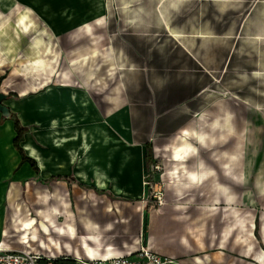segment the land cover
<instances>
[{
  "label": "crops",
  "instance_id": "crops-1",
  "mask_svg": "<svg viewBox=\"0 0 264 264\" xmlns=\"http://www.w3.org/2000/svg\"><path fill=\"white\" fill-rule=\"evenodd\" d=\"M16 6L17 0H0V13H11ZM232 7H239L238 14L247 16L240 25L241 34L254 14L263 13L264 0H126V6L113 8L114 13L121 9L139 19L132 26L128 23L126 39L131 52L125 57L126 68L110 78L114 79L112 95L107 98L111 110L107 114L109 127L104 126L88 97L87 88L92 85L72 82L69 72L58 73V86H43L42 92L30 100V121L20 120L13 100L4 102L30 133L45 127L50 148L60 150L62 155L56 156L53 151L39 153L45 166L37 165L35 172L13 148L14 123L0 114L1 248L16 249L9 244L14 233L19 247L16 250L59 258L64 264L121 257L140 249H148L175 264H211L208 257L198 255L201 246L197 235L198 225L207 226L209 218L199 215L194 204L230 206L240 201L223 180L241 186L249 175L243 151L245 123L240 121L243 127L237 132L236 117L227 107L218 109L220 119L210 121L208 115H200L187 105L204 90L203 85L197 87L189 73L200 72L213 80L214 74L230 61L231 47L216 51L211 40L220 34L226 37L225 31L218 33L213 23H200L195 16L225 15L231 13ZM107 9L102 0L101 14ZM171 14L184 18L170 24L164 16ZM150 16L156 23H150ZM158 16L162 17L160 24ZM167 41L172 45L169 50L152 46ZM150 47L153 48L149 50ZM44 59L50 62V55ZM195 117L198 118L193 124ZM145 144L151 145L153 159L167 163L164 177L170 179V199L158 210L148 211L145 219L142 213L139 215L140 206L130 205V213L137 214L133 227L127 217L119 220V203L104 199L103 194L108 192L116 199L127 200V188L119 183L127 175L129 165L144 171ZM124 153L129 158L120 172ZM55 157L62 158L61 166L54 165ZM110 158L113 160L109 167ZM64 163H69L67 169L63 168ZM57 168L69 175L72 182L49 183L47 189L52 191V198L35 196L28 204L21 200L13 220L8 219L5 192L9 182L31 188L30 181L52 178L57 175L53 174ZM255 184L257 196L263 197L264 177L256 178ZM28 206L30 215L22 211ZM202 244L203 251H207V236ZM206 255L204 252L203 256Z\"/></svg>",
  "mask_w": 264,
  "mask_h": 264
},
{
  "label": "rangeland",
  "instance_id": "rangeland-1",
  "mask_svg": "<svg viewBox=\"0 0 264 264\" xmlns=\"http://www.w3.org/2000/svg\"><path fill=\"white\" fill-rule=\"evenodd\" d=\"M105 5L108 9L106 13L101 14L102 0H17V6L11 13H0V90L4 87L6 100L15 102L20 120L30 121V115L27 113L31 106L30 100L47 85L58 86V73L69 72L72 82L78 84L82 81L86 82L85 85H92L87 88L88 97L101 116L104 126L109 127L110 118L107 114L111 110H108L107 98L112 95L110 89L114 79L110 78L126 68L125 57L131 52L126 39L128 23L132 26V22L137 21L139 16L128 15L121 9H118V13L113 12V8L126 6V0H104V7ZM239 10V7H232L231 13L225 15L195 16L200 23H213L218 33L225 31L226 37L220 34L211 40L216 51L223 50V46L225 50L231 47V58L220 72L214 74L213 80L200 72L189 73L197 87L203 85L204 90L193 96L187 105L197 109L200 115H208L210 121L220 119L218 109L227 107L236 117L237 132L243 127H240V121L243 120V151L246 171H249L244 185L241 186L231 185L228 180L221 179L232 187L240 203L230 206L220 203L214 206L194 204L199 208V215L206 214L209 218L207 226L203 223L198 225L197 235L201 246L198 255L204 259L208 257L207 260L211 264H256L255 261L264 264V196H257L254 189L256 178L264 177V11L254 14L240 34V25L244 24L247 16L244 13L238 14ZM164 17H167L170 24L184 18L175 14ZM149 20L150 23H156L151 16ZM158 20L160 24L162 17L158 16ZM152 46L169 50L172 45L167 41L163 45L154 43ZM151 48L153 47L149 50ZM45 55H50V62L46 63ZM40 58L43 61H36ZM38 62L41 66H37L38 70H32L31 67ZM95 77L98 78L94 79ZM5 85L9 88H5ZM24 91L25 95L22 96ZM86 100L89 103L87 97ZM97 112L94 111L96 115ZM197 118L191 120L193 124ZM27 132L20 145L26 150L25 154L37 160L36 165L40 166L39 168L45 162L40 154L46 155L47 152L53 151L52 154L56 156L62 155L60 150L50 148L45 127L36 133L31 131L33 134L28 128ZM231 146L232 144L225 149ZM128 158L127 153L122 155L120 172ZM61 159L55 157L54 165L61 166ZM108 160L110 167L113 159ZM154 160L155 167H149L150 174L153 173V179L150 181L142 167H137L136 172V169L129 165L127 175L121 178L119 183L127 188V200L116 199L108 192L103 194L104 199L119 203V220L123 221L127 217L133 227L137 214L130 213V205L140 206L139 215L142 213L145 219L148 211L160 208L156 204L155 195L163 194L164 204L170 199V179L164 177L167 163L164 164L162 159ZM103 161L104 159L100 160L101 165ZM69 163H64L63 168L67 169ZM42 169L45 170L44 167ZM55 171L53 174L57 175L52 178L30 181L33 185L31 188L23 184L26 181H22L21 187L9 182L11 185L5 192L7 218L13 220L12 216L17 211L16 205H20L21 200L28 204L32 197L36 198L35 196L41 198L48 195L52 198V191L50 190L49 194L47 189L49 183L72 182L71 177L64 175L59 168ZM139 194L140 198H135ZM29 210L28 206L23 207L22 211L30 215ZM11 225H14L13 222ZM131 231H134V228H131ZM12 234L9 244L18 249L14 233ZM204 236H207V251L202 249ZM204 252L207 253L206 256H203Z\"/></svg>",
  "mask_w": 264,
  "mask_h": 264
},
{
  "label": "built area",
  "instance_id": "built-area-1",
  "mask_svg": "<svg viewBox=\"0 0 264 264\" xmlns=\"http://www.w3.org/2000/svg\"><path fill=\"white\" fill-rule=\"evenodd\" d=\"M156 188V185L154 186ZM160 190V189H159ZM158 207L162 206L163 194L154 196ZM59 258L31 253L24 250H8L0 247V264H61ZM82 264H175L172 260L160 258L147 249L126 256L83 262Z\"/></svg>",
  "mask_w": 264,
  "mask_h": 264
},
{
  "label": "trees",
  "instance_id": "trees-1",
  "mask_svg": "<svg viewBox=\"0 0 264 264\" xmlns=\"http://www.w3.org/2000/svg\"><path fill=\"white\" fill-rule=\"evenodd\" d=\"M7 119H9L10 121H12V123H14L13 128L15 131V137L13 140V148L20 155L21 161L29 163L31 168L35 172H37L38 168L36 162L25 154L23 148L20 145L21 142L23 141L24 134L27 132V129L21 125V123L19 122L18 118L14 113H9ZM144 162H145L144 172L146 176H148L150 181L151 179H153L152 177L153 173L150 174L149 167H155V163H156V160L153 159L152 147L150 144H145ZM60 261L63 263L61 259Z\"/></svg>",
  "mask_w": 264,
  "mask_h": 264
},
{
  "label": "water",
  "instance_id": "water-1",
  "mask_svg": "<svg viewBox=\"0 0 264 264\" xmlns=\"http://www.w3.org/2000/svg\"><path fill=\"white\" fill-rule=\"evenodd\" d=\"M6 95L0 90V114L4 117H8L10 111L9 107L4 105V102L6 101Z\"/></svg>",
  "mask_w": 264,
  "mask_h": 264
},
{
  "label": "bare ground",
  "instance_id": "bare-ground-1",
  "mask_svg": "<svg viewBox=\"0 0 264 264\" xmlns=\"http://www.w3.org/2000/svg\"><path fill=\"white\" fill-rule=\"evenodd\" d=\"M37 66H41L39 62L37 63V65H33V66L31 67V69H37ZM41 68H42V67H41ZM41 68H39V70H40ZM25 148H26V147H25ZM89 148H90V147H89ZM29 152H30V154H32V151H31V150H30Z\"/></svg>",
  "mask_w": 264,
  "mask_h": 264
},
{
  "label": "snow or ice",
  "instance_id": "snow-or-ice-1",
  "mask_svg": "<svg viewBox=\"0 0 264 264\" xmlns=\"http://www.w3.org/2000/svg\"><path fill=\"white\" fill-rule=\"evenodd\" d=\"M196 178L195 177H193V180H195Z\"/></svg>",
  "mask_w": 264,
  "mask_h": 264
}]
</instances>
